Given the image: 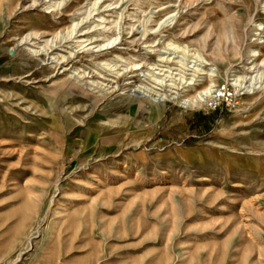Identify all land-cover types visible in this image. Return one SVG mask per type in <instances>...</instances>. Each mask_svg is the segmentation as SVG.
Returning a JSON list of instances; mask_svg holds the SVG:
<instances>
[{
  "label": "rangeland",
  "instance_id": "374dc122",
  "mask_svg": "<svg viewBox=\"0 0 264 264\" xmlns=\"http://www.w3.org/2000/svg\"><path fill=\"white\" fill-rule=\"evenodd\" d=\"M63 1L0 0V264H264V0Z\"/></svg>",
  "mask_w": 264,
  "mask_h": 264
},
{
  "label": "bare ground",
  "instance_id": "6f19581e",
  "mask_svg": "<svg viewBox=\"0 0 264 264\" xmlns=\"http://www.w3.org/2000/svg\"><path fill=\"white\" fill-rule=\"evenodd\" d=\"M65 1V0H64ZM63 1V2H64ZM37 2V1H36ZM50 2V1H49ZM97 2V1H96ZM53 3H54V1H53ZM58 4V6L60 5V2H55L54 4ZM66 3V2H65ZM46 4V3H45ZM53 4V5H54ZM48 5H46L45 7H47ZM49 7H51V6H48L47 8H49ZM57 7V6H56ZM56 7H54V9L56 8ZM45 11H46V8H45ZM47 11H49V9L47 10ZM52 10H50V12H51ZM53 11H55V10H53ZM52 11V12H53ZM114 11V10H113ZM77 31V30H76ZM73 32H74V29H73ZM72 31L70 32V33H73ZM32 35V34H31ZM35 35H36V37L38 36V33L36 32L35 33ZM58 36V35H57ZM55 37V36H54ZM67 37V36H66ZM26 38H28L29 39V34H28V36L26 37ZM33 40V38H31V41ZM46 40V39H45ZM57 40V39H56ZM55 42V39L53 40V43ZM46 43H48V42H46ZM71 44V43H70ZM39 45V44H38ZM52 45V44H51ZM45 46V45H44ZM48 45H46V50H45V52H43V55H44V53L45 54H48V47H47ZM68 46V45H67ZM104 46V45H103ZM39 47V46H38ZM43 48V47H42ZM41 48V49H42ZM40 49V48H39ZM40 49V50H41ZM102 49V48H101ZM44 50V49H43ZM38 52L39 51H37V50H35V54L34 55H39L38 54ZM34 53V52H33ZM33 55V54H32ZM42 55V54H41ZM66 55V54H65ZM255 56H257L258 55V53H256L255 52V54H254ZM60 57L58 58V60H55L54 62H56L57 64H59V62L61 61V63H64L66 60H68V59H70L71 58V56H72V53L70 54V56H69V58H67V56H61V55H59ZM69 63H70V61H69ZM260 64H263V66H264V59L262 60V62L260 63ZM63 65V64H62ZM61 68V67H60ZM59 68V69H60ZM58 69V70H59ZM67 70V68H65L63 71H66ZM105 74V73H104ZM193 82H191V84H192ZM190 84V83H189ZM213 86H209L208 88H206V89H204L203 91H201L199 94H198V96L197 97H195L194 99H191V98H183L179 93H177V94H175L174 96H173V99H179L180 98V100H181V102L184 104V105H186V106H198V104L200 103V102H202L203 100H204V97L203 96H208V95H210L211 93H212V88ZM176 93V92H175ZM211 96V95H210Z\"/></svg>",
  "mask_w": 264,
  "mask_h": 264
},
{
  "label": "trees",
  "instance_id": "16d2710c",
  "mask_svg": "<svg viewBox=\"0 0 264 264\" xmlns=\"http://www.w3.org/2000/svg\"><path fill=\"white\" fill-rule=\"evenodd\" d=\"M219 110H215L212 114H204V113H199L198 116L195 118L194 121L191 122V126L193 128H200L204 127L206 130L209 129V124H210V119L214 118V114L216 115Z\"/></svg>",
  "mask_w": 264,
  "mask_h": 264
}]
</instances>
